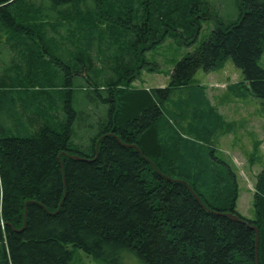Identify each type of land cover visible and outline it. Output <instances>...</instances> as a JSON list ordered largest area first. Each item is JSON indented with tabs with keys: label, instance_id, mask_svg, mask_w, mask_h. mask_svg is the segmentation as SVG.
<instances>
[{
	"label": "trees",
	"instance_id": "1",
	"mask_svg": "<svg viewBox=\"0 0 264 264\" xmlns=\"http://www.w3.org/2000/svg\"><path fill=\"white\" fill-rule=\"evenodd\" d=\"M234 1L222 21L206 0H0V264H70L74 250L107 264H255L251 226L264 264V169L254 220L216 214L239 216L238 178L215 146L222 115L193 84L230 60L264 119V0ZM205 20L208 39L168 86L132 85L154 70L148 50L177 32L193 43ZM179 88L188 99L170 104Z\"/></svg>",
	"mask_w": 264,
	"mask_h": 264
},
{
	"label": "rangeland",
	"instance_id": "2",
	"mask_svg": "<svg viewBox=\"0 0 264 264\" xmlns=\"http://www.w3.org/2000/svg\"><path fill=\"white\" fill-rule=\"evenodd\" d=\"M206 1L209 4V11L215 13L220 20L228 21L235 18L237 13L234 0ZM214 25L215 20L202 22L201 30L195 41L190 44H186L184 38L178 32L174 35H168L161 43L145 53L146 61L151 63L150 66L154 70L141 69L132 85L147 89L168 86L170 72L175 64L187 53L194 52L202 42L207 40ZM259 65L264 68V51L259 59ZM242 80L241 71L230 60H227L222 66L210 72L198 71L193 77V84H199L203 87L210 104L216 107L222 115L223 121L230 125L229 130L225 132V123L222 124V131L219 125L216 124L219 129L218 132H223V134H219L215 146L219 153L231 163L238 176L237 187L240 198L236 202L237 211L242 217L254 218L255 210L251 196L253 190L249 189L248 183L253 184L254 178L251 176V172L255 171L257 165L261 168L264 167V154L261 153L264 152V119L259 115L257 99L239 86ZM232 86L235 88L230 89ZM187 96L188 91L179 88L173 91L169 103L178 102L181 98L186 100L188 99ZM84 105L80 104V107ZM255 112L258 114H254ZM187 119L189 121V118ZM87 121L88 118L81 120L77 125V129H83ZM248 132L256 134L254 135L257 142L254 140L253 134ZM255 142L259 144L258 151L254 152L253 144ZM251 158L252 160H250ZM242 171L244 174H242ZM245 175L249 177L248 181H246ZM70 264L107 263L86 256L80 250H74Z\"/></svg>",
	"mask_w": 264,
	"mask_h": 264
},
{
	"label": "water",
	"instance_id": "3",
	"mask_svg": "<svg viewBox=\"0 0 264 264\" xmlns=\"http://www.w3.org/2000/svg\"><path fill=\"white\" fill-rule=\"evenodd\" d=\"M129 147H133L135 148L137 151H139L138 147L136 145H127ZM73 159H78L79 157L77 156H71ZM184 182V181H183ZM185 183V182H184ZM196 199L198 200V197H196ZM216 214H220V215H224L226 218H228L231 221H235V222H239L241 221V219L235 215L232 214L230 212L228 213H216ZM251 228L254 230L255 232V264H258V243H259V233H258V229L255 226H251Z\"/></svg>",
	"mask_w": 264,
	"mask_h": 264
},
{
	"label": "bare ground",
	"instance_id": "4",
	"mask_svg": "<svg viewBox=\"0 0 264 264\" xmlns=\"http://www.w3.org/2000/svg\"><path fill=\"white\" fill-rule=\"evenodd\" d=\"M164 109H162V113H163V115H164ZM101 119L102 120H108L107 119V115L106 114H104V115H101ZM89 122V119H88V121H87V123ZM86 123V124H87ZM84 128H86L85 126H84ZM159 128V125L156 123V124H154L153 125V130H156L157 131V129ZM89 130H90V128H88ZM104 136H106V135H103L102 137H104ZM116 138H117V141L119 142V144H121V145H123V146H127L126 144H124V142H122L117 136H116ZM74 156H77V157H79L78 159H83V157H81V156H79V155H74ZM72 158V157H71ZM73 159V158H72ZM78 159H75V160H78ZM151 162V165H152V161H150ZM154 169H155V167H154V165L152 166ZM164 177H166L167 179H168V176H166V175H164ZM172 181H174L173 179H171ZM175 181H181V180H178V179H176ZM65 194V191L63 192V195ZM63 195H62V198H63ZM236 215V214H235ZM24 216H25V213H24ZM238 216V215H237ZM256 216H257V214H256ZM238 217H240V215L238 216ZM0 225H2L3 226V224L2 223H0ZM256 227V226H255ZM257 228V227H256ZM258 229V228H257ZM2 231V230H1ZM20 231V230H19ZM259 233V232H258ZM255 239V238H254ZM258 245H259V243H258ZM5 249H6V247H5ZM254 250H255V240H254ZM258 264H259V260H258Z\"/></svg>",
	"mask_w": 264,
	"mask_h": 264
},
{
	"label": "crops",
	"instance_id": "5",
	"mask_svg": "<svg viewBox=\"0 0 264 264\" xmlns=\"http://www.w3.org/2000/svg\"><path fill=\"white\" fill-rule=\"evenodd\" d=\"M248 181V180H247ZM252 187V186H251ZM251 196H252V194H251ZM253 197V196H252ZM239 198H240V196H239V194H238V198H237V200H239ZM237 207V206H236ZM236 211H237V208H236ZM239 213V212H238ZM255 215H256V212H255ZM245 218H247V217H245ZM247 219H253V218H247Z\"/></svg>",
	"mask_w": 264,
	"mask_h": 264
}]
</instances>
